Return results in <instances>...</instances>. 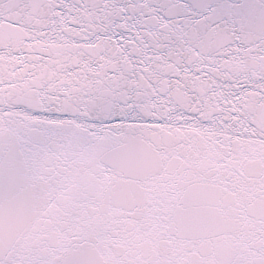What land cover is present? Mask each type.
Listing matches in <instances>:
<instances>
[{
	"label": "snow or ice",
	"instance_id": "snow-or-ice-1",
	"mask_svg": "<svg viewBox=\"0 0 264 264\" xmlns=\"http://www.w3.org/2000/svg\"><path fill=\"white\" fill-rule=\"evenodd\" d=\"M0 264H264V0H0Z\"/></svg>",
	"mask_w": 264,
	"mask_h": 264
}]
</instances>
